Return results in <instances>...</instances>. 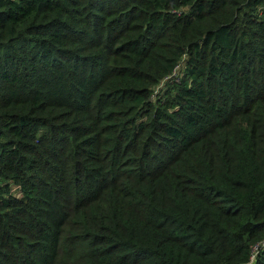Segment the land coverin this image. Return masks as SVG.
Returning <instances> with one entry per match:
<instances>
[{
    "label": "trees",
    "instance_id": "1",
    "mask_svg": "<svg viewBox=\"0 0 264 264\" xmlns=\"http://www.w3.org/2000/svg\"><path fill=\"white\" fill-rule=\"evenodd\" d=\"M263 242L264 0H0V264Z\"/></svg>",
    "mask_w": 264,
    "mask_h": 264
},
{
    "label": "built area",
    "instance_id": "2",
    "mask_svg": "<svg viewBox=\"0 0 264 264\" xmlns=\"http://www.w3.org/2000/svg\"><path fill=\"white\" fill-rule=\"evenodd\" d=\"M261 246H264V242L262 243V245ZM255 249H257V246H255Z\"/></svg>",
    "mask_w": 264,
    "mask_h": 264
}]
</instances>
